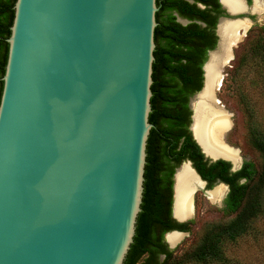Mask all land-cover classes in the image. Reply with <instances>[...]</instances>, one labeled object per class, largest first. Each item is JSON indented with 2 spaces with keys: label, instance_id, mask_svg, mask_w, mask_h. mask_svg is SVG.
<instances>
[{
  "label": "water",
  "instance_id": "water-1",
  "mask_svg": "<svg viewBox=\"0 0 264 264\" xmlns=\"http://www.w3.org/2000/svg\"><path fill=\"white\" fill-rule=\"evenodd\" d=\"M13 9L0 96V264H124L153 127L156 0H16ZM245 22L219 19L202 87L188 103L189 131L210 163L230 162L211 141L215 128L229 146L232 126L216 98V76L230 66ZM221 27L231 37L223 39ZM223 44L224 60L208 87L206 66ZM230 164L233 172L242 165ZM184 166L203 184L190 198L219 184L228 192L223 183L207 190L192 163L182 162L173 175L178 223L191 219L190 210L182 219L174 214ZM172 233L186 235L173 230L165 238Z\"/></svg>",
  "mask_w": 264,
  "mask_h": 264
},
{
  "label": "trees",
  "instance_id": "trees-1",
  "mask_svg": "<svg viewBox=\"0 0 264 264\" xmlns=\"http://www.w3.org/2000/svg\"><path fill=\"white\" fill-rule=\"evenodd\" d=\"M15 1L0 0V96ZM198 19L205 23L204 27L196 23L182 26L170 13L163 16L160 10L156 12L149 114L153 127L146 146L141 212L124 264H230L225 244L253 234L254 223L264 217V130L258 128L245 96L241 94L240 103L248 113V140L259 156L258 169L251 161H243L234 172L230 162L210 163L189 131V99L201 89L202 66L217 43L215 21ZM261 41L254 53L262 57L264 68V40ZM184 161L192 163L207 190L218 183L228 187L221 210L230 218L205 225L196 245L174 257L163 236L173 230L188 232L191 222L181 224L173 220L172 227L161 225L167 223V217L171 218L173 175Z\"/></svg>",
  "mask_w": 264,
  "mask_h": 264
},
{
  "label": "rangeland",
  "instance_id": "rangeland-1",
  "mask_svg": "<svg viewBox=\"0 0 264 264\" xmlns=\"http://www.w3.org/2000/svg\"><path fill=\"white\" fill-rule=\"evenodd\" d=\"M261 40H264V18L243 34L241 42L233 52L234 59L222 71L221 86L216 91L217 99L231 114L232 126L226 134V143L237 150L240 164L251 161L257 169L260 159L248 140V113L240 103V96H245L258 128L264 130V68L262 57L254 53ZM223 199L212 203L202 192L194 195L193 213L188 221L191 222L189 231L171 248L174 257L196 245L205 225L224 222L230 218L221 210ZM254 230L253 234L239 238L234 244H225V256L230 264H264V217L254 223Z\"/></svg>",
  "mask_w": 264,
  "mask_h": 264
},
{
  "label": "bare ground",
  "instance_id": "bare-ground-1",
  "mask_svg": "<svg viewBox=\"0 0 264 264\" xmlns=\"http://www.w3.org/2000/svg\"><path fill=\"white\" fill-rule=\"evenodd\" d=\"M224 2H225V6L229 10H234V7L236 8V4H237L236 0H224ZM240 26H242L243 32L245 33L248 28V24L245 25L244 23L243 25L240 24ZM219 34H221V37L224 35L223 39L226 37L227 38L231 37V31L228 29H224L222 27L220 28ZM243 34L241 36H243ZM225 52H226L225 44H223L219 51L214 52L211 55V63L206 66L208 87H210L212 83H214L213 79L215 78L217 71H219L221 68L220 67L222 64L221 61L224 60ZM232 57L234 58V55H232ZM222 76H223L222 72L220 74L218 72L216 77H218V80H221ZM217 131H218V128H217ZM196 132L199 133L198 129H196ZM215 133H216V130L214 128L212 130L213 136L211 138V141L213 142V144L221 147L222 151L219 154V156L229 160L231 163H233L234 166L238 167L240 165L241 159L238 155L237 150L224 145L219 138V134L218 135L216 134V137H218V139H216ZM201 142H203V144L206 145L203 137H201ZM197 186H200L203 188V184H201L197 180V178L192 174V172L186 166H184L177 176V185H176V190H175V204H174V214L176 218L182 219L185 216L186 211L188 210H190V217L192 216L193 197L194 195H196L197 192H201V190L194 191L192 194V198H190L191 196H189V192L191 188L193 189ZM226 190L227 189L224 185L222 184L217 185L211 191L207 192L206 198L212 203H218L224 197ZM183 237H184L183 234L172 233V234L167 235L166 240L171 247H174Z\"/></svg>",
  "mask_w": 264,
  "mask_h": 264
},
{
  "label": "flooded vegetation",
  "instance_id": "flooded-vegetation-1",
  "mask_svg": "<svg viewBox=\"0 0 264 264\" xmlns=\"http://www.w3.org/2000/svg\"><path fill=\"white\" fill-rule=\"evenodd\" d=\"M157 1H158L157 3L158 10L162 12L163 16H167L170 13L172 16L175 17L176 22L181 24L182 26H187L191 23L192 24L196 23L201 27H204L205 23L200 21L198 19L199 17L208 18L211 22L215 21L214 31L217 37V41H218V36L216 34L217 24L219 22V19L221 18H227L232 20L246 18L249 21V23L245 22V25L248 24L246 33L249 30H251V28L258 25L260 19L264 18V0H236L237 4H236V8L234 7V10H229L225 6L224 0H157ZM182 14H185V16L186 15L192 16L193 19H188L185 16H182ZM242 31L243 29L240 30L241 33ZM172 203H173V188H172ZM173 220L177 222L173 218L172 205H171V218L167 217V223L161 226L165 227L170 225L172 227L174 226ZM168 232L164 234L163 241L168 247V249H170L169 244L165 238V235Z\"/></svg>",
  "mask_w": 264,
  "mask_h": 264
}]
</instances>
